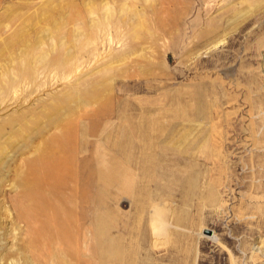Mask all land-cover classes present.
I'll list each match as a JSON object with an SVG mask.
<instances>
[{"label":"rangeland","instance_id":"obj_1","mask_svg":"<svg viewBox=\"0 0 264 264\" xmlns=\"http://www.w3.org/2000/svg\"><path fill=\"white\" fill-rule=\"evenodd\" d=\"M0 264H264V0H0Z\"/></svg>","mask_w":264,"mask_h":264}]
</instances>
